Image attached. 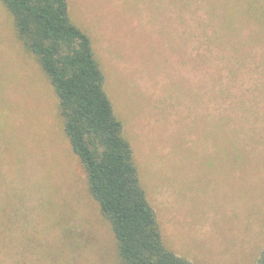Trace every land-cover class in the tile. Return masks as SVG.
Returning <instances> with one entry per match:
<instances>
[{
	"label": "rangeland",
	"instance_id": "obj_1",
	"mask_svg": "<svg viewBox=\"0 0 264 264\" xmlns=\"http://www.w3.org/2000/svg\"><path fill=\"white\" fill-rule=\"evenodd\" d=\"M68 3L167 247L194 264H257L264 0ZM15 34L0 1V264H122L53 88Z\"/></svg>",
	"mask_w": 264,
	"mask_h": 264
},
{
	"label": "trees",
	"instance_id": "obj_2",
	"mask_svg": "<svg viewBox=\"0 0 264 264\" xmlns=\"http://www.w3.org/2000/svg\"><path fill=\"white\" fill-rule=\"evenodd\" d=\"M0 1L12 16L15 35L53 88L63 131L112 228L122 264H194L163 240L131 143L105 90L93 41L72 20L68 0ZM257 264H264V249Z\"/></svg>",
	"mask_w": 264,
	"mask_h": 264
}]
</instances>
